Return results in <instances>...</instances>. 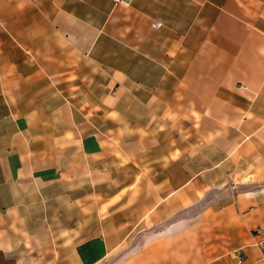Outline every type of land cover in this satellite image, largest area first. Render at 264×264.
<instances>
[{
    "label": "crops",
    "instance_id": "obj_1",
    "mask_svg": "<svg viewBox=\"0 0 264 264\" xmlns=\"http://www.w3.org/2000/svg\"><path fill=\"white\" fill-rule=\"evenodd\" d=\"M264 0H0V264H264Z\"/></svg>",
    "mask_w": 264,
    "mask_h": 264
},
{
    "label": "rangeland",
    "instance_id": "obj_2",
    "mask_svg": "<svg viewBox=\"0 0 264 264\" xmlns=\"http://www.w3.org/2000/svg\"><path fill=\"white\" fill-rule=\"evenodd\" d=\"M119 257H120V256H119L118 253H117V254H115V255L113 256V258H111V259H109V260H106V261H103L102 264H121V261H122V260H118ZM123 264H129V262L126 261V262H124Z\"/></svg>",
    "mask_w": 264,
    "mask_h": 264
},
{
    "label": "built area",
    "instance_id": "obj_3",
    "mask_svg": "<svg viewBox=\"0 0 264 264\" xmlns=\"http://www.w3.org/2000/svg\"><path fill=\"white\" fill-rule=\"evenodd\" d=\"M114 2H118L119 0H113ZM259 247H260V249L262 250V252H263V257H264V241L263 242H261L260 244H259ZM243 262V257L242 256H237V264H241Z\"/></svg>",
    "mask_w": 264,
    "mask_h": 264
}]
</instances>
